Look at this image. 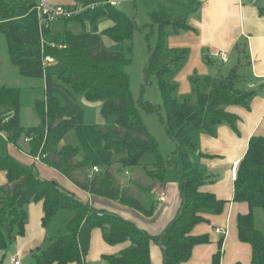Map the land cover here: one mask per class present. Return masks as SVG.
Listing matches in <instances>:
<instances>
[{
  "label": "trees",
  "instance_id": "obj_1",
  "mask_svg": "<svg viewBox=\"0 0 264 264\" xmlns=\"http://www.w3.org/2000/svg\"><path fill=\"white\" fill-rule=\"evenodd\" d=\"M74 1L85 8L56 20L65 23V28L59 31L53 29L56 21L40 24L34 0H1L0 35L5 36L9 60L21 75L44 82L43 99L49 111L45 110L44 100L36 99L34 112L40 124L25 127L21 118L22 90L2 86L0 132L20 149L23 148L21 139L28 138V154L32 158L38 154L41 161L78 187L124 202L151 217L155 207L145 208L140 199L121 193L110 171L113 165H118V171L139 166L149 179L164 183L169 166V161L160 153L159 142L139 114L126 71L131 59L126 56L125 43L132 44L135 20L111 0ZM72 6L65 7L71 10ZM150 15L158 29V44L149 50L145 71L146 75L155 73L158 77L168 113L164 125L168 136L176 142L174 153L181 159L179 213L162 234L151 236L119 214L92 207L58 181L42 178L35 165L0 152V170L6 173L9 182L8 190L0 196V247H7V234L11 239L25 233L26 206L38 201L44 203L43 225L62 210H70L74 216L67 222V234L51 237L48 247L34 253L35 264H86L95 227L102 229L103 239L108 244L131 242L119 253L103 255L106 264H152V241L161 245L164 264H182L192 257L197 244L210 241L207 235L194 236V227L208 222L206 214L221 215L228 201L200 191L208 178L193 161V152L198 146L195 135L198 132L213 134L222 123L238 131V116L227 111V107L238 104L247 109L256 95L248 81L243 87L239 86L244 77L242 66L250 64L248 45L243 40L236 45L240 58L227 73L192 76L196 100L181 101L175 96L178 85L172 78L186 62V50H171L168 38L171 33L192 27L184 16H176L162 5L151 10ZM104 20L111 24L102 31L100 26ZM74 23L83 30L70 29L69 25ZM87 26H90L89 31L85 30ZM103 33L113 46L104 44ZM128 50H132L131 45ZM47 56L54 61L46 63ZM206 59L209 61L208 56ZM81 98L102 102L100 115L105 125L85 122ZM140 105L147 112L158 113L159 107L149 101L141 100ZM72 133L75 142L65 141L62 145ZM250 139L246 155L237 165L234 181V201L245 202L250 210L237 217L238 237L250 245L252 264H264V232L256 223V210L264 212V136L253 135ZM148 154L155 158L150 165L142 163ZM95 165L99 171L90 178L89 171ZM221 257L219 250L212 264H220Z\"/></svg>",
  "mask_w": 264,
  "mask_h": 264
},
{
  "label": "crops",
  "instance_id": "obj_2",
  "mask_svg": "<svg viewBox=\"0 0 264 264\" xmlns=\"http://www.w3.org/2000/svg\"><path fill=\"white\" fill-rule=\"evenodd\" d=\"M170 1L176 3L178 0ZM260 1L243 0L242 3V0H187V13L180 11L179 14H183L182 16L187 19V23L192 28L188 29V31L171 33L168 38V47L171 50H186V62L176 71L174 76V81L178 85V92L190 94L194 91L191 84L192 76L197 74L204 77L214 72L213 70L215 69H211V67H215L214 62L222 60L218 54L219 52L227 53L229 61L225 64L230 63L232 55H234L232 53L236 51V45L241 40L247 42L248 53L250 54L251 79L248 81L249 87L256 90L255 98L249 108L246 109L238 104L227 107V111L238 116V131L233 130L230 125L222 123L219 124L213 134L198 132L195 135L198 146L197 150L193 152V161L208 178L207 183L200 187V191L213 193L221 200L226 199L228 203L221 215L206 214L208 222L195 225L192 234L194 236L207 235L210 241L197 244L193 249L192 257L188 261L182 262V264H212L214 255L219 250L222 253L220 264H237L238 262L245 264L244 262L242 263L241 259L236 260L237 258L235 257L227 263V251L228 246L235 240L232 220L236 209L239 210L238 214L246 211V206L240 204L243 202L234 201V181L237 176V165L246 155L250 138L253 135L264 136V1L261 4L258 3ZM111 2L115 5H120L124 0H111ZM51 4L64 5L58 2H52ZM192 10L196 12L190 15L189 12ZM108 24L110 25L111 23ZM109 45L112 44L109 43ZM236 54L238 62L240 55L237 51ZM207 56L210 62L206 59ZM222 62L224 63L223 60ZM252 84H254L253 87L251 86ZM26 141L24 139L22 145L26 146ZM26 150L24 151L27 152ZM177 165V173H173L168 166L164 183L149 179L141 169H136L133 176L131 175L132 177L129 180H131L132 185L137 187L139 192L146 197L145 202L141 201L143 206L145 208L155 207L154 214L151 217L125 203L122 204L118 200L91 194L78 187L62 173L63 177H66V180L64 179L66 185H61L64 187L69 185L75 190L80 189L86 194L84 201L92 207L119 214L121 217L134 222L137 227L145 230L151 236H155L162 234L166 230L167 225L177 216L182 205L180 189L182 170L179 169V163ZM125 174L128 176L130 172L127 173L126 171ZM7 188H9L7 175L0 170V196L3 195ZM67 188L70 189L69 187ZM161 191L166 192L163 202L159 198ZM43 205L42 201H38L31 202L27 206L28 221L24 234H17L11 239L8 234L6 235L7 247H0V261L3 264L6 261L7 253H10L8 264H12L10 260L12 256H16L24 264L23 259L28 254L35 253V251L47 246L48 243L46 242L51 238L50 230H47V228L52 223V220L61 218L66 222L74 216L71 211L70 214L66 215L59 211L47 225H43ZM32 220L35 221L33 226H31ZM223 227L227 229L226 235L216 231L217 228ZM12 241H15L13 242L14 250L12 248L8 249V244ZM90 243V250L85 257L86 264H103V255L119 253L131 244L129 241L116 245L106 243L103 239L102 229L98 227L94 228ZM235 244L237 248L241 247L238 240H236ZM150 255L152 264H164L163 250L159 243L152 241ZM69 264L77 263L70 262Z\"/></svg>",
  "mask_w": 264,
  "mask_h": 264
},
{
  "label": "rangeland",
  "instance_id": "obj_3",
  "mask_svg": "<svg viewBox=\"0 0 264 264\" xmlns=\"http://www.w3.org/2000/svg\"><path fill=\"white\" fill-rule=\"evenodd\" d=\"M49 3L52 2H58L62 3L64 5H73L71 10L74 12L81 11L84 9V5L80 2H76L74 0H47ZM264 0H261L263 2ZM1 2V0H0ZM243 3V0H242ZM76 4V5H75ZM160 5L168 7L173 14L176 16H182L183 14H179L180 11L187 13L188 7H187V0H178L176 3L171 2L170 0H124L122 4L117 5L121 10H123L127 15L134 18L135 20V35L132 40V44L125 43V53L128 58L131 59L130 63L126 66V71L129 72L130 75V86L132 94L138 102V109L139 114L141 115V118L148 130L151 131V133L156 138L157 142H159V150L162 156L165 157L166 160L169 161V168L173 173H177L178 169V163H179V169L182 170V164L181 159L179 156L174 155V152L177 148L176 142L173 141L167 133V129L164 125V120L168 117L167 109L165 106V99H163V95L160 89V85L158 84V77L155 73H150L146 75L145 68L147 67V64L149 62V50L150 48L157 46L158 41V29L157 26L152 24V18L150 15L151 10H153L155 7H159ZM199 10V9H198ZM197 10V11H198ZM196 12V11H195ZM194 10L190 11V15L195 13ZM110 21L104 20L101 23V30L103 31L104 28L109 26ZM45 25V24H44ZM65 28V23L62 21H56L53 23V29L55 30H61ZM69 28L73 31L80 32L81 27L77 24H71L69 25ZM86 31L90 30V26H87L85 28ZM102 41L107 47H111L114 44L111 42L110 38L107 37L104 33L102 34ZM111 43L112 45H109ZM132 46V50L129 51L128 47ZM234 55H232L231 61L228 64H225L227 62H222V60H216L214 62L215 67H211V69L214 72L208 74L210 76H218L221 74H225L228 72V68H231L235 65H237V54L236 51H233ZM244 65V62H243ZM242 74L244 77H242L241 81L239 82V86L243 87L247 81L251 79V70L250 65L242 66ZM221 73V74H220ZM195 74V73H194ZM195 76L201 77L200 75L195 74ZM174 81V78H172ZM189 81V80H188ZM181 83V82H180ZM190 84V81L188 82ZM2 86H14L18 87L20 90H22L21 94V104H22V111H21V118L23 119V125L25 127L29 126H35L40 124L39 117L36 116L34 112V101L36 99H43L44 97V82L40 79H31L27 78L19 73L18 68L9 60L8 55V48L6 46V39L5 36L0 35V87ZM194 88V86H192ZM194 90V89H193ZM175 96L183 100H192L195 101V91L189 93H180L176 92ZM143 100L144 102H151L153 105L159 107L158 113L153 112H147L146 109L140 105V101ZM80 102L85 110V122L87 124H99V125H105V120L103 119L102 115H100V108L102 105L101 101H87L85 98H81ZM46 106V112H48V104L45 103ZM0 107V111H1ZM47 138V134L45 133V139ZM44 139V140H45ZM75 142L73 133L68 135L64 141H62V145L64 142ZM24 142V138L21 139L20 145L23 147V149H27L25 152L23 149L21 150L19 147L12 144L8 138L4 134L0 132V152L3 154H10L16 159L25 162L29 165H35V169L38 170L39 174L42 178L52 181H59L60 184L66 185L64 181L66 180V177H63L61 173H59L56 169L49 167L46 165L43 161L37 160L35 158H32L28 154V143L30 141H26V146L22 145ZM43 143L40 145V150L42 149ZM38 155V154H37ZM36 157V156H35ZM155 158L151 154L145 155L142 159V163L150 164L151 162H154ZM136 169L140 170L139 166L129 168L127 169V173L130 172V175H126V171H118V165H113L110 169L111 172H113L114 179H115V186L118 187L122 192H126L133 197L141 199V201L145 202L146 197H144L137 187L132 185L131 177L136 172ZM142 170V169H141ZM145 173V172H144ZM146 174V173H145ZM132 175V176H131ZM65 179V180H64ZM67 187L70 188V190L74 193H76V196L83 200L86 198V194L82 192L80 189H73L69 185ZM8 190V189H7ZM6 192V191H5ZM3 193V195L5 194ZM1 195V196H3ZM124 203V202H123ZM122 203V204H123ZM126 204V203H125ZM244 206H246V211L243 213H248L250 210L247 207V204L245 202L240 203ZM29 205V204H28ZM27 205V206H28ZM127 205V204H126ZM26 206V209H27ZM129 206V205H128ZM239 210L236 209L235 215L233 216L232 224H233V237L235 238L234 241L228 246L227 251V263L230 262L234 257L242 260V263L245 264H252V252L250 249V245L248 243H245L240 240L237 236V217H238ZM61 213L70 214V210H62ZM241 213V212H240ZM58 220H52V223L48 225L47 230H50L49 234H51V237L55 235H65L67 234L68 230L66 229L67 220L66 222L61 218H56ZM31 226L35 225V221L32 220ZM256 223L258 224V227L264 232V212L262 209L256 210ZM46 228V227H45ZM103 235V232H102ZM236 240H238L241 247H236ZM13 242H9V248L13 249L15 248ZM46 243H50V239L47 240ZM44 246V248L48 247L49 245ZM219 248V245H218ZM8 251V250H7ZM1 252V250H0ZM38 251H35L37 253ZM217 253V252H216ZM10 253H7L6 261L4 264H8V256ZM24 264H35L36 259H34V253L28 254L24 259ZM103 264H106L107 262L105 260L102 261ZM0 264H3L0 261Z\"/></svg>",
  "mask_w": 264,
  "mask_h": 264
},
{
  "label": "built area",
  "instance_id": "obj_4",
  "mask_svg": "<svg viewBox=\"0 0 264 264\" xmlns=\"http://www.w3.org/2000/svg\"><path fill=\"white\" fill-rule=\"evenodd\" d=\"M35 4H36V9L38 11V16L40 18V24L44 25L46 23V21H56L60 18L63 17H69L72 16L75 11L73 12L72 10H69L68 8H66L64 5H54L49 3L47 0H34ZM222 60L224 62H228L229 61V55L223 51L218 53ZM46 63L47 62H53V58L50 56H47V58L45 59ZM252 87L254 86V84L251 85ZM27 141L29 140L28 138L26 139ZM37 160H40L39 155L36 156ZM99 171V167L98 166H93V168L89 171L90 173L88 174V176L90 178L93 177V175ZM165 195L166 192L161 191L159 193V198L160 201L163 202L165 200ZM218 233H222L224 235H226L227 233V229L226 228H217L216 230ZM12 264H22L20 260L17 259L16 256H12L11 259Z\"/></svg>",
  "mask_w": 264,
  "mask_h": 264
},
{
  "label": "bare ground",
  "instance_id": "obj_5",
  "mask_svg": "<svg viewBox=\"0 0 264 264\" xmlns=\"http://www.w3.org/2000/svg\"><path fill=\"white\" fill-rule=\"evenodd\" d=\"M49 23V22H48ZM42 28H43V26H42Z\"/></svg>",
  "mask_w": 264,
  "mask_h": 264
},
{
  "label": "water",
  "instance_id": "obj_6",
  "mask_svg": "<svg viewBox=\"0 0 264 264\" xmlns=\"http://www.w3.org/2000/svg\"><path fill=\"white\" fill-rule=\"evenodd\" d=\"M55 182V181H54Z\"/></svg>",
  "mask_w": 264,
  "mask_h": 264
}]
</instances>
